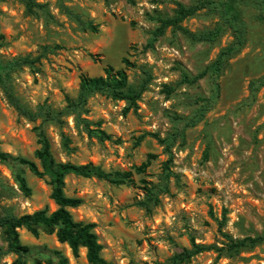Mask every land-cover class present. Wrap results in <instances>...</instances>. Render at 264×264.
<instances>
[{
  "label": "rangeland",
  "instance_id": "1",
  "mask_svg": "<svg viewBox=\"0 0 264 264\" xmlns=\"http://www.w3.org/2000/svg\"><path fill=\"white\" fill-rule=\"evenodd\" d=\"M33 1L35 6L28 8L21 0H0V58L35 61L11 73L12 91L24 105L62 109L66 96L77 95L81 74L104 76L107 67L126 70L132 83L149 80L131 110L106 95L89 100L84 118L92 130L111 136L106 141L73 118L62 127L30 122L18 115L0 87V153L39 165L34 155L42 127L59 162L133 173L134 183L125 185L74 174L66 178V194L84 201L71 213L77 221L96 224L102 257L110 264H165L191 249L193 241L221 247V231L234 238L264 235V3L240 0L244 46L225 60L216 87L208 76L195 85H180L183 72L201 74L236 39L235 30L212 7L182 26L193 33L221 29L213 41H193L169 28L149 48L158 18L173 17L178 3L190 6L197 0ZM125 60L134 67H126ZM199 97L211 99V108L167 152L153 135H174L182 127L175 119H192ZM143 165L145 171L138 172ZM16 167L31 194L19 189L16 170L0 161V204L16 216L44 208L54 212L48 177ZM18 232L32 254L28 264H47L50 251H59L70 264H89L85 249L75 257L55 233L41 231L35 238L25 229ZM14 259L6 254L0 230V264ZM186 264H264V243L232 258L205 252Z\"/></svg>",
  "mask_w": 264,
  "mask_h": 264
},
{
  "label": "trees",
  "instance_id": "2",
  "mask_svg": "<svg viewBox=\"0 0 264 264\" xmlns=\"http://www.w3.org/2000/svg\"><path fill=\"white\" fill-rule=\"evenodd\" d=\"M28 8L35 6L33 0H21ZM133 2V0H129ZM264 3V0H260ZM240 0H219L218 3L209 0H197L193 5L185 6L178 3L173 17L158 18L159 26L152 32L153 39L149 43V48L154 47L160 37L164 36L169 28L181 31L190 40L197 42H211L221 34V29L214 31L193 33L185 29L182 24L185 20L197 15L201 10L214 8L222 14L225 24L234 29L236 39L232 45L221 51L218 59L209 66L204 72L192 77L189 73H182L180 85H195L199 80L208 76L213 84L218 87L217 81L221 75L225 60L238 52L244 46V23L241 12L238 9ZM264 21V15L261 17ZM86 29L96 31L97 28L90 23H84ZM35 61L30 58H23L16 61L5 62L0 58V87L4 90L11 106L16 110L19 116L26 118L30 122L42 120V123H51L62 127L68 118H73L74 122L82 123L89 134L101 140H110L111 136L103 130H92L91 123L84 118L87 113L89 100L95 95H106L117 101H124L127 104L126 111L137 107L144 93L147 91L149 80L141 83H132L126 73V70H115L107 67L104 70V76L92 77L87 74L80 75V84L78 93L74 97L66 96V105L62 109H53L48 106H38L35 110L24 105L14 94L10 85L11 73L21 66L33 65ZM126 67H134L128 60L124 61ZM145 74H148L146 72ZM149 76V74H148ZM150 79V76H149ZM216 92L218 89L215 90ZM171 92V91H170ZM201 103L192 119L177 117L175 121L182 126L177 132L162 139L158 135H153L161 145H165L167 152L176 144L177 140L184 136L189 127H194L201 121L211 108L213 101L199 97L197 100ZM63 137V147L69 150L67 138ZM39 149L35 152V161L24 158L12 157L6 153H0V161L9 164L16 170V181L19 189L27 196L31 194V188L27 179L18 171L17 165L28 167L31 172L40 178L48 177L51 187L50 198L57 206L54 212L48 208L38 210L32 214L16 216L11 210L0 204V230L2 239L6 244V254L13 255L15 259L11 264H28L31 257L30 249L23 245L20 240L18 230L25 229L33 237L38 238L41 231L55 233L58 241L69 246L75 257L79 256L80 250H86V258L89 264H110L102 257L103 246L99 242L96 233V224L90 222L77 221L74 219L71 210L77 209L83 204V199L71 197L66 194V178L71 175H77L84 178H98L115 185H125L134 183L133 173L131 171H112L107 172L93 164L76 165L70 162H59L52 151V143L47 132L39 127L38 132ZM145 165L138 168V172L145 171ZM169 179V178H168ZM167 187V185H166ZM151 195L149 200H153L155 194L150 189L147 195ZM143 206L149 208V203L144 202ZM222 225V224H221ZM220 225V226H221ZM222 229V227H220ZM221 247L214 245H203L192 242L191 249L184 248L181 252L171 257L165 264H186L194 257L205 252L218 253L219 257L232 258L239 256L243 252L255 249L264 243V235L255 237L234 238L232 235L222 232ZM49 258L47 264H70L69 259L59 251L47 252ZM41 264V263H37Z\"/></svg>",
  "mask_w": 264,
  "mask_h": 264
}]
</instances>
